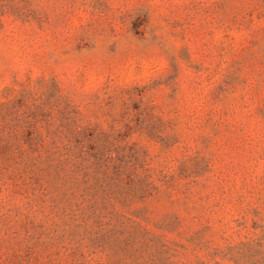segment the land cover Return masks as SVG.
Listing matches in <instances>:
<instances>
[{
    "label": "rangeland",
    "instance_id": "rangeland-1",
    "mask_svg": "<svg viewBox=\"0 0 264 264\" xmlns=\"http://www.w3.org/2000/svg\"><path fill=\"white\" fill-rule=\"evenodd\" d=\"M0 264H264V0H0Z\"/></svg>",
    "mask_w": 264,
    "mask_h": 264
}]
</instances>
